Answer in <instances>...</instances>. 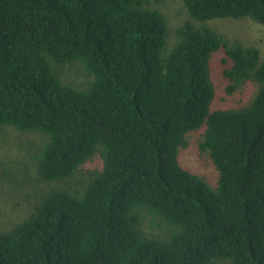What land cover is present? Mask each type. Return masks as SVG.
I'll list each match as a JSON object with an SVG mask.
<instances>
[{"label": "trees", "instance_id": "obj_1", "mask_svg": "<svg viewBox=\"0 0 264 264\" xmlns=\"http://www.w3.org/2000/svg\"><path fill=\"white\" fill-rule=\"evenodd\" d=\"M183 1L193 20L165 53L168 19L143 0H0V127L48 136L35 154L46 181L103 148L83 192L49 191L0 231V264H264V57L207 24L264 25V0ZM219 51L227 93L260 83L249 105L213 108ZM74 61L94 75L85 88L55 67ZM202 126L216 189L178 157ZM142 210L169 233L147 234Z\"/></svg>", "mask_w": 264, "mask_h": 264}, {"label": "rangeland", "instance_id": "obj_2", "mask_svg": "<svg viewBox=\"0 0 264 264\" xmlns=\"http://www.w3.org/2000/svg\"><path fill=\"white\" fill-rule=\"evenodd\" d=\"M143 7L163 12L169 25V38L165 53L169 52L180 37L177 30L187 21L193 20L183 0H143ZM207 24L224 35L230 43L240 42L256 46L264 57V25L250 16L225 17L209 20ZM223 51L216 52L211 60L212 79L216 96L213 108L235 109L249 105L256 96L260 83L253 79L232 93H227V81L223 77ZM63 82L77 88L87 87L93 80L82 61L55 65ZM48 136L39 130L26 131L13 125L0 127V231H8L37 211L42 198L52 190L63 189L81 193L103 163L102 146L85 161L69 178L46 181L39 176L36 152ZM206 138V127L186 134L184 145L180 146L178 157L181 164L204 178L216 189L219 173L208 148L202 146ZM142 228L151 236H165L171 230L167 224L158 225V216L142 210ZM211 264H230L227 259H215Z\"/></svg>", "mask_w": 264, "mask_h": 264}]
</instances>
